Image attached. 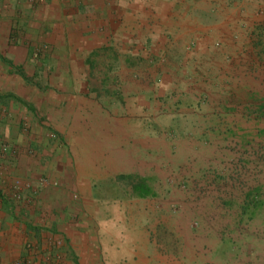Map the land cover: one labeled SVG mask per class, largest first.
<instances>
[{
    "label": "rangeland",
    "instance_id": "obj_1",
    "mask_svg": "<svg viewBox=\"0 0 264 264\" xmlns=\"http://www.w3.org/2000/svg\"><path fill=\"white\" fill-rule=\"evenodd\" d=\"M150 1L45 0L25 24L47 78L88 92L89 125L125 123L131 170L99 189L109 246L120 230L148 264H264V0H155L148 29Z\"/></svg>",
    "mask_w": 264,
    "mask_h": 264
},
{
    "label": "crops",
    "instance_id": "obj_2",
    "mask_svg": "<svg viewBox=\"0 0 264 264\" xmlns=\"http://www.w3.org/2000/svg\"><path fill=\"white\" fill-rule=\"evenodd\" d=\"M35 2L45 0H0V264H148L135 236L116 231L113 246L106 238L112 213L99 189L131 170L124 154H115L125 144L112 131L125 123L117 113L116 124L105 115L89 125L88 92L63 78L62 68L58 79L47 78L45 55L38 58L40 44L25 26L38 15ZM149 3L148 29V18L163 11ZM222 23L216 32L228 43L242 37L243 29L232 28L239 39L228 38ZM172 24L183 32L191 26ZM63 55L69 53L58 51Z\"/></svg>",
    "mask_w": 264,
    "mask_h": 264
},
{
    "label": "trees",
    "instance_id": "obj_3",
    "mask_svg": "<svg viewBox=\"0 0 264 264\" xmlns=\"http://www.w3.org/2000/svg\"><path fill=\"white\" fill-rule=\"evenodd\" d=\"M135 189L137 192H140L141 194L148 193V189L145 190V185H136Z\"/></svg>",
    "mask_w": 264,
    "mask_h": 264
}]
</instances>
